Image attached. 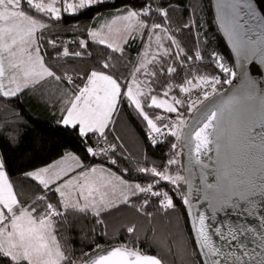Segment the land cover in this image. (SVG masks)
Listing matches in <instances>:
<instances>
[{
	"label": "snow or ice",
	"instance_id": "snow-or-ice-1",
	"mask_svg": "<svg viewBox=\"0 0 264 264\" xmlns=\"http://www.w3.org/2000/svg\"><path fill=\"white\" fill-rule=\"evenodd\" d=\"M251 65L255 0H0V264H264Z\"/></svg>",
	"mask_w": 264,
	"mask_h": 264
},
{
	"label": "trees",
	"instance_id": "trees-1",
	"mask_svg": "<svg viewBox=\"0 0 264 264\" xmlns=\"http://www.w3.org/2000/svg\"><path fill=\"white\" fill-rule=\"evenodd\" d=\"M93 14L94 13L89 12V13H87V16H91ZM80 19L84 20L85 17H81ZM66 36H71V33H67ZM211 44L213 47L218 48V50H220L222 53H225V54L227 53V49H226L223 41L221 40L220 36H217V38L215 40H212ZM160 95H162V92ZM25 108L29 109L28 104H25ZM156 111H159V110H156ZM26 114L30 117L31 120L36 122L34 127H37L40 131H45L48 128L52 127V122L50 119L51 114L46 112L42 108H36L33 106L27 111ZM185 114L187 115V113H185ZM117 130L120 131L121 135L124 137V142L126 144H129V147H131L130 139H129V136H128L127 131L125 129V125L123 123H121L120 125L117 126ZM156 155L157 156L161 155L159 150L157 151ZM44 162H45V158H41V159H38L36 161L37 164H41ZM48 162H50V161H48ZM165 258H166V260L173 259V257L167 256V255L165 256ZM177 264H180V261L178 259H177Z\"/></svg>",
	"mask_w": 264,
	"mask_h": 264
},
{
	"label": "water",
	"instance_id": "water-1",
	"mask_svg": "<svg viewBox=\"0 0 264 264\" xmlns=\"http://www.w3.org/2000/svg\"><path fill=\"white\" fill-rule=\"evenodd\" d=\"M255 3L258 5L259 9L264 12V0H255ZM221 40L223 41L226 49H227V44H226V41L223 40V38L220 36ZM230 51L227 49V52ZM251 71H252V74L259 77L261 75H264V73H260L258 70H257V66L255 65H251ZM230 86L229 85H226L223 89L224 91L226 92L228 90Z\"/></svg>",
	"mask_w": 264,
	"mask_h": 264
},
{
	"label": "rangeland",
	"instance_id": "rangeland-1",
	"mask_svg": "<svg viewBox=\"0 0 264 264\" xmlns=\"http://www.w3.org/2000/svg\"><path fill=\"white\" fill-rule=\"evenodd\" d=\"M159 98H164V97L162 95H160ZM159 111H162V110H159Z\"/></svg>",
	"mask_w": 264,
	"mask_h": 264
},
{
	"label": "built area",
	"instance_id": "built-area-1",
	"mask_svg": "<svg viewBox=\"0 0 264 264\" xmlns=\"http://www.w3.org/2000/svg\"><path fill=\"white\" fill-rule=\"evenodd\" d=\"M221 75H223V74L221 73ZM224 86H226V85H224ZM224 86H223V87H224Z\"/></svg>",
	"mask_w": 264,
	"mask_h": 264
}]
</instances>
